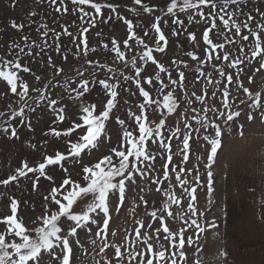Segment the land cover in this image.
Returning <instances> with one entry per match:
<instances>
[{"label": "rangeland", "instance_id": "obj_1", "mask_svg": "<svg viewBox=\"0 0 264 264\" xmlns=\"http://www.w3.org/2000/svg\"><path fill=\"white\" fill-rule=\"evenodd\" d=\"M197 2L193 0V3ZM92 3L101 5L99 14L91 4L73 3V0H63V3L61 0H56V3H52V0H0V65L5 61L21 64V69L16 70L17 75L20 81L29 85L30 98L26 100L34 109L28 111L25 108L22 117L13 116V112L19 111L24 102L0 80V113L4 114L0 115V181L16 175L22 162L35 167L43 162L46 155H54L57 151L67 154L68 141L77 142L86 128L77 129L70 136L60 137L48 134L50 129L64 132L74 123H82L80 117L84 114L83 107L95 105L94 115L103 111L110 97L109 90L100 81L113 85L117 92L115 107L109 113L104 134L96 148L85 150L75 159L68 157L61 165L48 166L46 175L51 180L45 177L37 180L38 173H28L26 177H18L8 185L0 184V218L11 214L10 199H15L19 202L18 217L27 228L36 227L39 222L34 224L33 221L43 216L46 203L49 212L58 208L51 200L44 199L51 189L59 187L65 178L84 186L83 166L95 164L103 156L111 155L112 148H119L124 130L139 136L135 118L143 114L147 117V125L153 129L161 119L165 121L160 129V138L154 136L145 142L153 159L139 161L138 170L133 171L132 179L125 181V199L119 211L116 210L118 194H110V220L105 234L100 237L95 235L102 227L103 216L97 211L92 214L96 224L89 223L78 229L76 236L70 237V264H105L106 260L110 264H136L128 258L127 252L146 250L142 237L136 241V228L150 234L149 242L154 247L159 240L169 249L168 255H171L174 249L164 239L165 233L161 230L151 235L161 227L159 217L164 218L173 232L187 229L185 238L192 236L195 241L191 247L185 245L183 251L186 259L180 261L177 257V264H264V261L253 257L254 252L251 256L246 250L249 235H245L244 221L240 223L243 220V202L231 199V196L241 193L235 192V182L230 186L228 180H223L226 179L223 161L229 150L241 143L238 139L251 132H264V106L250 107L252 101L240 86L247 87L253 94L260 92L264 96V69L260 68L259 57H251L253 38L250 36V31H255L264 42V30L257 27L264 26V0H236L235 4L230 0L227 3L225 0H212L215 9L212 4H206L184 11L180 10L183 0H177V7L172 13L167 12L172 0H141L140 4H136L135 0H92ZM145 8L149 11H144ZM229 13L232 14L231 20L225 28L220 17L229 19ZM125 20L132 24L133 39H129ZM213 22L217 27L211 30L209 36L213 43L208 45L203 40V32L211 28ZM233 22L241 26L242 35H249L248 41L235 35ZM13 23L22 27L14 28ZM154 23L158 24L166 38V44L159 42V47H163L164 51L156 50L158 37L152 27ZM245 23L249 25L248 28L243 27ZM190 34L195 36V40L189 39ZM81 40H86L87 48ZM113 40L124 53L123 60L113 50ZM125 40L128 41L127 46ZM138 41H143V44ZM221 44L223 48L216 47ZM145 45L152 49L154 59L165 71L160 72L151 61L141 59L146 50ZM241 48L244 49L243 54ZM189 53L197 59H193ZM225 53L229 55L228 60L223 59ZM236 60L242 62L230 67ZM24 67L30 71L24 72ZM137 67L141 69L139 76L136 75ZM221 72L224 74L221 75ZM180 73L184 74L182 80ZM229 75L233 77L230 84L227 80ZM37 76L40 80H36ZM249 77H252L251 83ZM148 80L151 83H147ZM84 81H87L88 91L77 96L82 91ZM137 81L139 88L149 93L150 99L154 101L152 104L144 103ZM225 88L230 93L231 109L241 112L227 125L224 124V118L217 119L219 112L228 111L222 107ZM39 90H43L47 99L36 104ZM169 92L177 104L171 114L163 107V98ZM198 96L203 100H197ZM53 99L57 104L50 108L48 101ZM142 104L143 112L140 108ZM58 109H63L62 122L56 120ZM212 109L219 111L214 112ZM249 115L252 119H248ZM208 121H215L222 129L221 147L211 168V194L207 190L208 169L205 168L210 146L203 137L214 136V131L210 125L208 128L202 127ZM186 124L188 128H185ZM12 129L16 130V137H11ZM185 133L190 136L187 161L181 153ZM161 142L170 145V149L161 148ZM168 155L172 156V161L165 179L163 165L168 163ZM113 159L118 163L115 157ZM172 168L176 171L173 172ZM181 168L191 172H180ZM177 173L187 181L186 185L177 183ZM197 173L200 177L198 182L195 180ZM34 181L37 183L35 189ZM185 187L196 189V200L193 201L197 209L195 216L188 210L190 197L185 193ZM172 193L180 199L179 205L172 204L168 199V194ZM166 203L172 216L164 211ZM74 207L76 212L80 211L79 206ZM151 212L156 213V219L149 215ZM192 220H196L204 231L199 232L191 224ZM137 221L142 222L143 227ZM213 221L216 227L210 226ZM70 223L66 218L59 222L65 233ZM4 228L0 224V232ZM113 232L116 235L113 236ZM8 239L12 240L11 237ZM105 242L109 247L100 253V247ZM112 244L121 247L124 253L122 258L115 257ZM222 251L226 256L220 255ZM52 255L56 258L46 254L43 264H59L61 250L56 249Z\"/></svg>", "mask_w": 264, "mask_h": 264}, {"label": "snow or ice", "instance_id": "obj_2", "mask_svg": "<svg viewBox=\"0 0 264 264\" xmlns=\"http://www.w3.org/2000/svg\"><path fill=\"white\" fill-rule=\"evenodd\" d=\"M229 2V0H225V3ZM231 3L235 4L236 0H230ZM52 3H56V0H52ZM63 3V0H61ZM73 3L78 4H91V7L95 9L96 13H100L101 5L92 3V0H73ZM136 4H140L141 0H135ZM212 4V8L215 9L216 5L212 3V0H198L197 3H193V0H183L180 10L184 11L189 8H198L200 5ZM109 7H111L109 5ZM177 7V0H172V3L168 6L167 12L172 13L173 9ZM60 9H57L59 11ZM115 9H113L114 11ZM144 11H149L148 8H145ZM229 19H224L220 17L222 20L223 26L227 28L229 26V21L231 20L232 14H228ZM203 18V16L201 17ZM159 19V18H157ZM191 20V17H189ZM252 19V17H249ZM176 22V21H174ZM125 24L128 25V33L129 39H133L132 33V24L130 21L125 20ZM12 27L19 28L21 25H17L15 23L12 24ZM158 37V47L157 51H164L163 47H159V42L163 41L165 44L167 43L164 34L161 32L158 24L154 23L152 25ZM217 25L213 22L211 24V28L206 29L203 32V40L205 44L212 45V40L210 39V32L212 29L216 28ZM232 27L235 29V35L240 36V38L244 41L249 40V35L241 34V26L234 23ZM244 28H248V24H243ZM257 27H261L264 30V26L258 25ZM84 32H87V29H84ZM71 35L70 33H66ZM147 34V33H146ZM175 34V33H174ZM250 36L253 38V47L251 49V57L252 59L260 58V68L264 69V42H262V37L258 35L255 31H250ZM190 40H195V36L190 34ZM143 44V41H138ZM81 43L84 44L85 48H87L86 40H81ZM113 50L116 52L117 57L120 60L124 59V53L119 50L116 46V41L113 40ZM125 46H127L128 41H124ZM146 48L141 55V59H146L151 61L156 67L160 70V72L165 71L164 67L159 64L152 55V49ZM216 47L223 48V44L218 45ZM215 49L213 48V51ZM20 51H23L21 49ZM207 51V50H206ZM241 54H243L244 49H240ZM31 54V53H29ZM189 55L193 56V59H197L192 53ZM220 57H217L219 59ZM211 59V57H209ZM224 60L229 59V55L227 53L223 56ZM242 61L236 60L234 63L230 64V67H235L237 64H240ZM51 63V60H49ZM135 65V60L133 61ZM21 64L15 61H5L2 65H0V80L6 83L10 91L19 96V99L24 102L23 106L19 109V111H14L13 116L22 117L25 111V108L28 111H34V109L27 103L26 98L29 97L30 87L26 82L20 81L19 76L17 75V71L21 69ZM259 70V69H258ZM24 72L30 71L29 68L24 67ZM60 70H58L59 72ZM141 69L139 67L136 68V75L139 76ZM224 73L221 72V75ZM181 80L184 77L183 73H180ZM157 78H159L157 76ZM249 82L251 83L252 77H249ZM36 80H40V77L37 76ZM228 83L233 82V77L229 75L227 77ZM147 83H151V80L146 81ZM100 83L104 86L105 89L109 90V99L104 106L103 111H101L98 115H94L95 105H90L82 108V112L84 113L80 119L82 123H74L70 128H68L64 132L57 131L55 128L50 129L48 134L54 135L56 137L60 136H70L77 129H85L86 131L80 135L79 140L77 142L68 141L69 147L67 150V154L61 153L57 151L54 155H46L43 158V162L38 163L35 167H30L27 162H22V166L16 170V175H11L8 179L0 181V184L8 185L11 181H15L18 177H26L28 173H38L37 180L39 177H45L46 179L51 180L52 178L46 175V168L48 166H56L61 165L62 162L66 161L68 157H72L73 159L80 157L81 153L87 149H94L97 147L98 141L102 138L105 131V122L109 119V113L115 107V99L117 97V92L114 90V86L108 84L106 81H100ZM172 83H176V81H172ZM243 92L248 96V98L252 101L250 107H262L264 106V96L260 92H256L253 94L247 87H243ZM137 87L139 88V81H137ZM19 89V91H18ZM140 95L144 98L145 104H152V101L149 97V93L145 91L143 88H139ZM31 91H38L37 89H31ZM74 91V90H73ZM88 91L87 81L82 83V91L77 93V96H82L85 92ZM215 95V93H213ZM229 96L230 93L225 88L223 92V100L222 107L224 109H228L227 113L219 112V116L217 119L224 118V124L227 125L228 122L233 121L235 118L241 115L239 110H232L231 105L229 104ZM47 99L43 90H39V95L35 100L36 104H39L40 101ZM197 100H203L202 97H197ZM244 103V101H241ZM56 100H49L48 106L51 108L53 105H56ZM163 107L167 109L168 113L171 114L175 111L177 104L173 98V94L169 92L163 98ZM140 108L143 112L144 104L140 105ZM56 120L62 122L64 120L63 109H58ZM212 111H219L218 109H212ZM0 115H4L0 113ZM136 121L138 124L139 136H134L132 132L124 130L122 133V140L119 144V148H112L111 155H105L100 158L95 164L85 165L82 168L83 172V180L85 182L84 186H81L80 183L71 180L70 178L63 179L62 183L59 187H53L48 194L45 196V201L51 200V203L58 206L57 210L49 212V208L47 203L45 204V211L43 216L36 217V220L33 221L34 224L37 222L38 225L34 228H27L23 223L22 219L18 217V206L19 202L15 199H10V215L4 216L0 218V224L5 226L4 231L0 232V264H43L45 259V255L52 257L55 259L56 257L52 254L56 249L61 250V257L59 260V264H70L71 255H72V247L70 246V237L77 235V230L86 227L89 223L96 224L97 221L93 218L92 214L99 211L103 214L102 216V227L99 228V231L96 232V236L100 237L102 234H105L108 229L110 215H109V201L110 194H118L119 203L116 205V210L119 211L120 204L123 203L125 199V181L131 180L133 176V171L138 170V162L142 160L153 159L146 149V141L152 137L160 138L161 133L160 129L164 126L165 121L160 120L158 124H156L155 129L149 127L146 123L147 117L141 114L140 116H136ZM205 119H207L205 117ZM248 119H252V116L249 115ZM262 120H264V116H262ZM119 123H123L122 121H118ZM210 125L211 129L214 131V136H204L203 139L210 146V150L207 154V163L205 164V168L208 169L207 177L208 184L207 190L208 193L211 194L213 191L212 183H213V173L211 171L212 165L215 162V158L218 150L221 147V133L222 129L219 124L215 121H208V123L202 125V127L208 128ZM189 125H185V128H188ZM7 131V129H5ZM179 129H177V132ZM17 133L15 129L11 131V137H16ZM190 136L188 133H185L183 136V148L181 149V153L183 155V159L187 161L189 159L188 151L190 148L189 144ZM155 142V140H153ZM34 147V146H33ZM161 148L166 150L170 149V145L161 142ZM113 157L116 158L117 162H114ZM131 158V159H130ZM168 163L163 165L164 168V178L167 179L169 175V165L172 161V156H167ZM173 172L176 171L175 168L171 169ZM67 172V169H64ZM180 172H191V170H186L181 168ZM200 179L199 174L197 173L195 176V180L198 182ZM177 183L180 185H186L187 181L182 179L179 173L176 176ZM37 187V183L33 182V189ZM64 189L62 192L61 190ZM159 191V189H157ZM185 193L190 197L187 203L188 210L191 212V215L195 216L197 214V209L195 208L193 201L196 200L195 188H187L184 189ZM168 199L172 202V204L179 205L180 199L176 197L174 193L168 194ZM63 201V202H62ZM211 203V200L209 201ZM261 204H264V198L260 200ZM74 206H79L80 211L76 212ZM169 205L166 203L164 206V211L167 212L169 216H172L173 213L168 211ZM153 219H156V213L151 212L149 214ZM202 216L203 213H200ZM62 218H66L67 221L71 222L66 233L65 229L62 228L59 224ZM161 227L156 229L155 233L151 235H156L161 230L165 233L164 239L168 241L169 246L174 251L171 252V255H168L169 249L166 248L163 244H160L159 240L156 242V247L152 243L149 242L151 236L149 233H142L141 228H136V241H140L142 237V243L145 245L146 250H141L139 252L132 251L127 252V256L131 261H135L136 264H177V257H179L180 261H185L186 254L183 251L185 245L191 247L195 244V241L192 236H188L185 238V232L187 229H181L177 232H173L166 225L164 218L159 217ZM183 219V217H181ZM138 224L142 222L137 221ZM191 224L195 226V228L199 232H203L204 229L197 223L196 220H192ZM211 227H216L215 222L213 221L210 225ZM151 227V225H149ZM112 235H116L115 232ZM8 237H11L12 240L9 241ZM198 238V237H197ZM127 239V238H126ZM133 241V243H136ZM109 247V244L105 242L100 247V253H104L105 249ZM112 248L115 249V257L122 258L124 253L121 250V247L116 244L111 245ZM199 249H197L198 251ZM221 256H226L225 252L220 253ZM105 264H110L109 261H105ZM198 264V262H196Z\"/></svg>", "mask_w": 264, "mask_h": 264}, {"label": "crops", "instance_id": "obj_3", "mask_svg": "<svg viewBox=\"0 0 264 264\" xmlns=\"http://www.w3.org/2000/svg\"><path fill=\"white\" fill-rule=\"evenodd\" d=\"M243 138V139H242ZM241 143L231 148L223 161L230 186L235 182L236 193L231 199L243 202V220L247 252L264 261V132H251ZM236 142V140H234Z\"/></svg>", "mask_w": 264, "mask_h": 264}]
</instances>
